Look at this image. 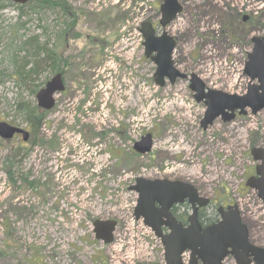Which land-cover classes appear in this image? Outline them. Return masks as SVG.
I'll return each mask as SVG.
<instances>
[{"label":"rangeland","instance_id":"374dc122","mask_svg":"<svg viewBox=\"0 0 264 264\" xmlns=\"http://www.w3.org/2000/svg\"><path fill=\"white\" fill-rule=\"evenodd\" d=\"M177 1L182 12L166 28L175 68L242 97L250 39L264 37V0ZM63 2L69 17L0 0V122L31 137L0 141V264H163L159 243L148 245L129 217L138 178L191 185L211 201V221L217 207L237 206L249 243L264 248L263 203L245 187L250 151L264 150V111L203 131L205 107L186 81L154 85L138 30L158 25L163 0ZM56 72L65 90L34 130L35 95ZM145 135L152 149L140 156L132 147ZM94 221L116 223L111 245L95 240Z\"/></svg>","mask_w":264,"mask_h":264},{"label":"water","instance_id":"95a60500","mask_svg":"<svg viewBox=\"0 0 264 264\" xmlns=\"http://www.w3.org/2000/svg\"><path fill=\"white\" fill-rule=\"evenodd\" d=\"M10 1L23 6L30 0ZM181 11L177 0H163L159 7L158 22L161 33L157 35L149 22H143L138 30L143 39V55L155 66L154 84L162 88L165 80L169 85H174L176 80L188 81L193 100L205 107L200 122V128L204 131L217 119L222 123H230L234 120L235 113L238 116H245L246 110L252 115L264 111V39L257 37L251 39L252 49L247 54L243 69V75L248 79L244 96H229L205 89L204 84L195 75L187 77L179 73L172 62L175 41L166 33L165 28ZM63 90L61 75L56 74L35 95L37 108L41 111H50L54 106L53 96ZM15 134L22 135L23 141H26L25 132L0 123V139L10 140ZM151 147V137L147 135L134 144L133 151L145 155L150 152ZM250 157L257 165L255 176L247 179L245 186L257 193V198L262 201L264 207V150L252 149ZM129 190L137 194L133 215L136 220L141 219L143 225L160 240L164 264H181L180 256L184 252L190 253L189 264H221L228 256L234 259L235 264H264V248L249 243L247 229L241 223L236 206L226 210L219 208L217 210L219 221L202 229L197 221V212L204 208L208 201L200 198L191 185L166 180L136 179L135 185ZM184 201L191 209L186 227L178 224L170 213L173 205L182 204ZM114 228L113 221H95L93 223L95 240L105 245L111 244ZM163 228L168 231L166 235L163 234Z\"/></svg>","mask_w":264,"mask_h":264},{"label":"trees","instance_id":"16d2710c","mask_svg":"<svg viewBox=\"0 0 264 264\" xmlns=\"http://www.w3.org/2000/svg\"><path fill=\"white\" fill-rule=\"evenodd\" d=\"M33 1V2H32ZM28 5H31V9L33 8H37V9H41V7H45V5H49L50 9L54 10L57 9L58 11H60V13L62 15H66L68 14V12L70 13L71 9L69 8V6L63 2V0H54V1H47V0H32ZM23 7H18V9H21ZM67 29L61 31L62 36L64 37V35L66 34ZM61 38V35L59 36ZM51 53V51H50ZM50 60V63L53 64L54 62H58L57 59H53V54H47L46 55V60ZM35 114L33 116V126H34V130H38L41 127V124L43 122V116L42 113H40L38 110L34 111ZM52 150H56V147H51ZM35 184L32 183V187H34Z\"/></svg>","mask_w":264,"mask_h":264},{"label":"flooded vegetation","instance_id":"af4514ba","mask_svg":"<svg viewBox=\"0 0 264 264\" xmlns=\"http://www.w3.org/2000/svg\"><path fill=\"white\" fill-rule=\"evenodd\" d=\"M70 13H71V11H70ZM70 13L68 12V14L63 15V16L69 17ZM64 28L68 30V25H65ZM10 126H12V125H10ZM13 127H15V126H13ZM31 130H32V128H31ZM26 132L28 134L26 141H23V138L21 135H15L12 140L19 139L22 143H27L28 141L31 140V137H30V132H28V131H26ZM210 204H211V201L209 200V204L206 207H208ZM221 207H223V206H221ZM228 207H229V205H226L223 208L226 209ZM185 209L186 210L189 209V206L186 205L185 203L181 204V205H173L172 208L170 209V213H171L172 217L176 220L177 223H180L183 227H186V225H187L186 221H187L188 214L185 212ZM205 211L206 210L204 208V209H200L197 213L198 214V220L197 221H198L199 225L202 226L203 228L209 226L212 223L211 219H209L208 216L204 217ZM164 233H166L165 230H164Z\"/></svg>","mask_w":264,"mask_h":264},{"label":"built area","instance_id":"2783aa9c","mask_svg":"<svg viewBox=\"0 0 264 264\" xmlns=\"http://www.w3.org/2000/svg\"><path fill=\"white\" fill-rule=\"evenodd\" d=\"M129 217H132V216H129ZM133 222H134V220H132ZM134 223H139V222H134ZM140 224V223H139ZM140 227H142L143 229H145L141 224H140ZM146 230V229H145ZM147 231V230H146ZM138 232L142 235V237H143V235H144V233L145 232H143L142 230H138ZM148 232V231H147ZM149 233V232H148ZM151 241L153 242V244L151 243ZM156 242V240L153 238V237H150V241L147 243L148 245L150 244L151 246H153L154 245V243ZM136 248H138V252L139 253H141V251L143 250V248H141V247H136ZM138 253V254H139Z\"/></svg>","mask_w":264,"mask_h":264},{"label":"bare ground","instance_id":"6f19581e","mask_svg":"<svg viewBox=\"0 0 264 264\" xmlns=\"http://www.w3.org/2000/svg\"><path fill=\"white\" fill-rule=\"evenodd\" d=\"M181 144H183V142H181ZM181 144H180V145H181ZM186 152H188V151H186Z\"/></svg>","mask_w":264,"mask_h":264}]
</instances>
